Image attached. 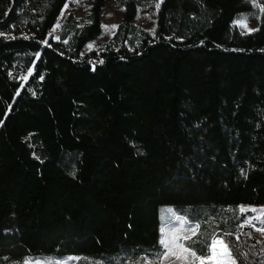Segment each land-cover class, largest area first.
Listing matches in <instances>:
<instances>
[{"label": "trees", "instance_id": "obj_1", "mask_svg": "<svg viewBox=\"0 0 264 264\" xmlns=\"http://www.w3.org/2000/svg\"><path fill=\"white\" fill-rule=\"evenodd\" d=\"M67 1L0 0V264H144L162 251V205L201 223L197 254L239 231L225 237L237 263L264 264V236L238 229L239 206L264 207V12L163 0L136 34L142 1L120 0L97 52L106 0L65 42L50 30Z\"/></svg>", "mask_w": 264, "mask_h": 264}, {"label": "snow or ice", "instance_id": "obj_2", "mask_svg": "<svg viewBox=\"0 0 264 264\" xmlns=\"http://www.w3.org/2000/svg\"><path fill=\"white\" fill-rule=\"evenodd\" d=\"M73 2L80 3V0H73ZM162 3L163 0H158V2L155 3L156 9H159ZM253 4L255 7H258L260 11L264 12V6H261L257 0H253ZM67 7L68 5L65 4V9H67ZM247 21V15H240L233 23L246 30L243 34L258 30L249 28ZM56 27H60L59 23H57ZM116 27L118 26H105V30L111 31ZM53 31H55V29H53ZM0 35H3V33H0ZM57 39L59 38L57 37ZM87 47L92 49L94 45L89 44ZM100 63H103V61L101 60ZM28 75H31V69H29ZM27 78L28 76L23 77L24 80H27ZM18 94L19 93H17V95ZM228 211L233 210L229 209ZM238 212L241 216H244L248 212L258 213V215L255 216H245L243 222L239 224L238 229L251 226L264 236V219H262V217H264V208H247L241 205L238 208ZM253 221H259L260 227H256ZM200 228V222H193L188 220L186 216L177 215L172 209L167 210L164 224L160 228L159 244L162 251L153 254L151 258L145 255L140 259L144 261V264H154V262L155 264H163V261L168 259H172L173 264H176V261L184 262V264H197V262H199V264H207V262H212V264H237L232 249L230 248L229 243L225 240V237L235 236L236 241L239 242L241 234L239 231L237 233L223 232L222 234L220 232H214L211 237H209L207 251L204 254H197L194 248L187 246V242L199 233ZM247 235L251 237V233H247ZM253 247H255V245H253ZM240 255L247 258V253H240ZM79 259V257H70L65 261V264H69L70 261ZM24 264H30V261L25 260ZM35 264H41V261L37 260ZM137 264H139V262H137Z\"/></svg>", "mask_w": 264, "mask_h": 264}, {"label": "rangeland", "instance_id": "obj_3", "mask_svg": "<svg viewBox=\"0 0 264 264\" xmlns=\"http://www.w3.org/2000/svg\"><path fill=\"white\" fill-rule=\"evenodd\" d=\"M141 1H142L141 4L137 5L136 15L131 20V22L133 24L136 34H139L142 30L151 33L155 25V19H156L157 9L155 7V3L158 2V0H141ZM66 4L68 5L67 9H65V5H64L58 19L56 20V23L50 30V35L53 38L57 39L58 37L60 40L63 39V41L67 42L70 36L77 28L92 21V12H91L92 0H80V3H75L73 2V0H68ZM123 8L124 5L121 3L120 0H106L105 5L102 8L100 14V26H101L100 33L95 39L90 40L87 43V45L93 44L94 47L92 49H95L97 52H99L107 42L114 40L113 36L117 32L118 27L112 29L111 31H106L105 26H109V27H111L112 25L119 26L122 20ZM240 15H244V14L243 13L237 14L234 20L237 19ZM57 23H59L60 25L59 28L56 27ZM247 23L249 28L255 29L256 24L251 23L249 20L247 21ZM53 29H55V31H53ZM84 50L88 51L91 49H89L86 46ZM27 75L28 72L24 73L23 77ZM246 207L251 208L254 206L249 204ZM169 209L174 210V212L176 213L174 205H162L160 207L159 210V217L161 222L160 228L164 224L166 213L167 210ZM252 215L253 213L250 212L249 216ZM53 255L54 254L45 253L44 256L47 258H51L53 257ZM79 256H82V254L71 255L70 257H79ZM37 260L41 261V264H49L48 260L43 258H38L29 261L30 264H35ZM172 263L173 261L171 260L163 261V264H172ZM197 264H199V262H197ZM207 264H212V262H207Z\"/></svg>", "mask_w": 264, "mask_h": 264}]
</instances>
